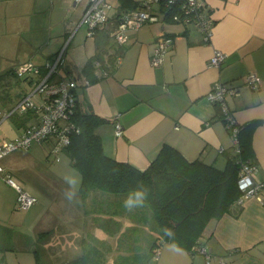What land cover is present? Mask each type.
Wrapping results in <instances>:
<instances>
[{
  "label": "crops",
  "instance_id": "crops-1",
  "mask_svg": "<svg viewBox=\"0 0 264 264\" xmlns=\"http://www.w3.org/2000/svg\"><path fill=\"white\" fill-rule=\"evenodd\" d=\"M49 2V9L47 0L32 3L37 24L0 28V141L20 136L39 120L40 96L33 99V110L12 111L37 79L33 74L18 75L17 68L28 61L42 66L68 41L65 70H59V77L77 83L79 111L108 119L95 128L105 154L143 170L160 147L168 145L189 162L197 159L223 169L236 154L219 105L207 99L219 81L239 89L227 97L237 123L259 122L251 139L257 166L253 177L264 182V0H205V12L213 20L207 41L194 24L173 22L154 8L157 20L129 29L124 47L114 40L115 17L121 10L89 36L80 21L85 1ZM164 36L172 43L161 64L152 66L157 39ZM214 50L226 55L218 68L208 64ZM92 60V75L83 74ZM105 70L109 74L100 76ZM252 73L260 81L256 89L244 85ZM115 123L123 130L120 136L115 135ZM61 155L66 156L64 149ZM61 161L62 156L53 159L50 143L36 142L1 158L0 264H35L36 248L42 264L71 263L89 247L98 250L101 264H112L121 253L119 247L145 245L144 238L153 239L150 227L129 214L116 215L114 209L91 202L107 198L104 193H90L82 200L80 175L76 180L69 172L70 162L67 166ZM7 176L36 203L26 210L16 208L17 191ZM239 199L221 217L210 219L194 243L165 241L151 259H157L156 264H264V204L256 197ZM199 246L207 248L208 256L193 252ZM113 247L118 250L106 252Z\"/></svg>",
  "mask_w": 264,
  "mask_h": 264
},
{
  "label": "trees",
  "instance_id": "trees-1",
  "mask_svg": "<svg viewBox=\"0 0 264 264\" xmlns=\"http://www.w3.org/2000/svg\"><path fill=\"white\" fill-rule=\"evenodd\" d=\"M139 2L118 0L117 7L121 11L136 9ZM165 17L170 18L168 14ZM93 63L92 60L82 69L83 74L92 75ZM63 64L64 60L59 70H65ZM70 119L75 123L77 132H72L64 154L80 175L78 192L82 200L90 193L99 192L120 197V202L130 204L122 207V211L117 206L112 213L129 214L131 219L150 227L155 234L153 239H143L145 245L119 247L121 253L112 264H148L165 241L194 243L210 219L221 217L240 198L241 192L236 183L241 163L246 160L255 163L251 139L259 123L257 121L242 124L238 132L239 153H235L236 157L223 169L218 170L212 164L197 159L189 162L172 146L162 145L149 165L140 170L104 153L95 128L107 123L108 119L81 112L77 107ZM129 205L133 207L129 208ZM43 234L39 235V239ZM130 249H133L132 254L127 253ZM97 251L89 247L84 250V255L65 264H101ZM33 254L35 264H42L37 248ZM102 264L108 263L104 261Z\"/></svg>",
  "mask_w": 264,
  "mask_h": 264
},
{
  "label": "built area",
  "instance_id": "built-area-1",
  "mask_svg": "<svg viewBox=\"0 0 264 264\" xmlns=\"http://www.w3.org/2000/svg\"><path fill=\"white\" fill-rule=\"evenodd\" d=\"M85 1L84 11L80 21L86 28V33L91 36L95 29L108 19V10L111 8L107 0H73L74 4ZM154 8L161 13L168 14L173 22H180L184 25L194 24L195 27L203 35V39L209 40L213 28V20L210 14L205 12V0H141L138 8L126 9L120 11L116 16V27L114 40L119 46L124 47L127 43V33L129 29L138 30L139 27L146 23L157 20L154 14ZM68 41L55 54L52 60L43 63L42 66L28 61L17 68L18 75H36L34 86L25 95L20 98L12 111L16 113H24L35 108L36 95L40 96L37 109H39V120L34 125H30L24 129L22 134L10 140L0 141V160L12 151L28 148L32 143L46 144L50 143V153L55 161L60 160V152L64 147L69 145L72 132L76 131L75 123L70 119L75 111L77 83L72 79L59 77V67L64 60V54ZM172 41L169 37L164 36L157 39V44L153 50L151 65H160L165 52L170 47ZM226 55L220 50H214V53L208 59L209 66L218 68L221 66ZM121 57L116 58V64L119 63ZM108 71L101 72L102 77L108 75ZM89 84L87 80L84 81ZM259 78L252 73L244 78V85L256 89L260 85ZM239 93V89L232 85H225L219 81L213 84L211 90L207 94V99L219 105L222 112L223 124L231 136L233 148L236 154L239 153L238 148V132L242 125L237 123L233 112L228 109L227 97L234 96ZM115 135L120 136L123 130L118 123L114 124ZM257 166L246 160L239 167L237 178L238 189L241 192L239 201L246 197H256L264 204V182H256L254 173ZM3 170L0 164V173ZM6 181L11 184L17 191L15 207L20 210H26L36 203V198L23 191L21 187L10 181L9 176L5 177ZM194 252L208 256L207 248L203 246L195 247Z\"/></svg>",
  "mask_w": 264,
  "mask_h": 264
},
{
  "label": "rangeland",
  "instance_id": "rangeland-1",
  "mask_svg": "<svg viewBox=\"0 0 264 264\" xmlns=\"http://www.w3.org/2000/svg\"><path fill=\"white\" fill-rule=\"evenodd\" d=\"M41 0H0V28L5 27L8 25L9 27L19 24H28V25H35L37 24V18L33 17V13L31 10L32 3L38 2V5ZM46 1V0H45ZM138 1V0H137ZM107 3L110 5V9L107 11L108 16L111 17L114 15V13L118 10V0H107ZM47 6L48 9L50 7V2L47 0ZM40 9H38V6L35 8L36 12H39ZM41 19H44V17H41ZM47 20V19H46ZM45 21V20H44ZM0 43H1V37H0ZM36 101V100H34ZM62 156V163H65L67 166H69V160L66 156ZM60 156V157H61ZM71 174H74L76 176V180L79 177V173L76 169H70L69 171ZM107 198L99 197V199H91V202L98 201L99 204H102L103 206H107L109 209H115L117 206L122 211V207H125V205L130 203H123L122 198L116 197L114 195L109 196L108 194H105ZM89 200V198H88ZM125 211V210H124ZM126 212V211H125ZM128 213V212H127ZM108 250L117 251L118 247L113 248H106V252L108 253ZM116 258L118 256H115ZM109 258L111 261L114 258V254H110ZM157 259H151L148 264H156ZM101 261V260H100ZM110 264V262H108Z\"/></svg>",
  "mask_w": 264,
  "mask_h": 264
}]
</instances>
